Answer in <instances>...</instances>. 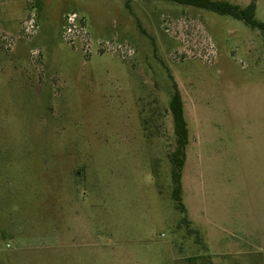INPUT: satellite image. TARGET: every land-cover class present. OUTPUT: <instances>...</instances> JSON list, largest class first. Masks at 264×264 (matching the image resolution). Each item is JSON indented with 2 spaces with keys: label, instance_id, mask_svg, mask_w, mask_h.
<instances>
[{
  "label": "rangeland",
  "instance_id": "rangeland-1",
  "mask_svg": "<svg viewBox=\"0 0 264 264\" xmlns=\"http://www.w3.org/2000/svg\"><path fill=\"white\" fill-rule=\"evenodd\" d=\"M195 257L264 264V35L165 0H0V264Z\"/></svg>",
  "mask_w": 264,
  "mask_h": 264
},
{
  "label": "trees",
  "instance_id": "trees-1",
  "mask_svg": "<svg viewBox=\"0 0 264 264\" xmlns=\"http://www.w3.org/2000/svg\"><path fill=\"white\" fill-rule=\"evenodd\" d=\"M170 2H175L183 5H190L198 8H205L211 10L213 12L229 15L236 19L244 21L249 27L253 29L259 30L264 35V22L259 21L256 18V4L255 2H251L245 8H242L239 5L229 3L227 1H217V0H165ZM171 112L174 118L175 124V132L177 136L178 147L173 157L171 158V162L173 165V181H174V191L173 197L178 202V207L183 213H186V209L183 205L181 198L182 191V171L185 165L186 159V147L188 145L189 133L188 126L185 119V110L184 104L181 97V94L178 90L175 91V94L172 97L171 103ZM184 222L187 221V217L184 219ZM196 259H190L192 261L191 264H211L210 259L207 258V263H199V257H195Z\"/></svg>",
  "mask_w": 264,
  "mask_h": 264
},
{
  "label": "built area",
  "instance_id": "built-area-1",
  "mask_svg": "<svg viewBox=\"0 0 264 264\" xmlns=\"http://www.w3.org/2000/svg\"><path fill=\"white\" fill-rule=\"evenodd\" d=\"M68 26L66 29V39L71 45H75L76 40L81 37L83 42L87 43V33L84 21L79 17L77 13H72L67 17ZM30 29H35L34 20L30 21Z\"/></svg>",
  "mask_w": 264,
  "mask_h": 264
}]
</instances>
